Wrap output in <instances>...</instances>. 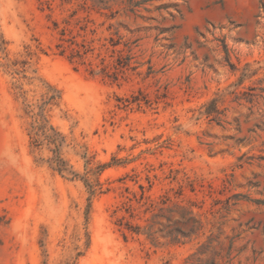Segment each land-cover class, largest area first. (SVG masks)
<instances>
[{
    "label": "rangeland",
    "instance_id": "1",
    "mask_svg": "<svg viewBox=\"0 0 264 264\" xmlns=\"http://www.w3.org/2000/svg\"><path fill=\"white\" fill-rule=\"evenodd\" d=\"M210 259L264 264V0H0V264Z\"/></svg>",
    "mask_w": 264,
    "mask_h": 264
},
{
    "label": "trees",
    "instance_id": "2",
    "mask_svg": "<svg viewBox=\"0 0 264 264\" xmlns=\"http://www.w3.org/2000/svg\"><path fill=\"white\" fill-rule=\"evenodd\" d=\"M131 102H136L139 104V99L133 96ZM146 102V101H145ZM211 103H214V100L211 101ZM213 112H219L214 104L213 107H208L205 110V114L209 115ZM49 129L54 130L52 126L49 127ZM44 137L50 140L51 142L55 143L56 138L50 135L49 133H43ZM54 163L55 168L57 171L61 172L65 168L64 161L59 156V154H56L54 157ZM76 174V173H75ZM74 174V176H75ZM84 182L90 187L89 183L84 179ZM168 198L160 199L159 202L151 200L149 203L150 207L156 206L155 203H159L158 206V212H155L152 217V223L149 224L146 228L145 234L150 241L154 240V234L160 233L164 237L168 238L170 242L173 243H183L182 239L186 237H190L191 235H198L202 228V222L200 219H197L195 215L193 214L192 210L184 207L178 202H175L173 206H165L166 201ZM165 218L164 222H158L159 229L158 230H152V226L154 223H156L154 220L156 218ZM129 231L138 233L140 226L136 225L134 227L127 226L126 227ZM205 264H215L214 259L207 260Z\"/></svg>",
    "mask_w": 264,
    "mask_h": 264
}]
</instances>
